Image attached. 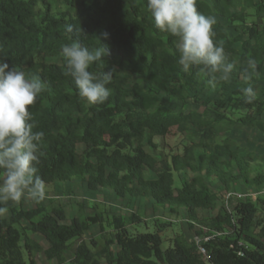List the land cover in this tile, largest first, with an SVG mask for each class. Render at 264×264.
<instances>
[{
  "label": "trees",
  "instance_id": "obj_1",
  "mask_svg": "<svg viewBox=\"0 0 264 264\" xmlns=\"http://www.w3.org/2000/svg\"><path fill=\"white\" fill-rule=\"evenodd\" d=\"M56 1L76 9L74 14L55 11ZM196 6L205 16L222 20L213 25L214 40L223 46L227 62L233 63L235 81L246 79L252 87L264 82V0H197ZM223 21L242 33L231 37ZM69 25L83 32L77 37L75 31H67ZM104 32L109 33L107 39ZM75 39L90 50L108 49L109 56L89 69L98 76L114 70L107 85L111 94L103 104L81 98L73 79L65 75L61 46ZM176 43V37L156 28L147 0H0V61L38 76L44 84L30 111L36 123L33 131L44 133L36 175L45 185L78 179L92 191L152 199L171 211L184 209L192 222L207 228L195 231L196 236H214L203 243L208 260L184 235L171 238L172 246L164 250L158 233L129 230L128 225L142 222L132 215L129 224L114 219L112 238L106 237L98 250L95 240L88 243L83 238L93 226L102 228L103 213L73 218L68 224L61 208L17 209L21 198L0 201L4 212L11 214L9 220L0 218V264H39L40 254L57 264H264V195L255 202L239 200L232 213L223 209L214 218L200 217L218 207V195L207 179L215 178L227 191L236 182L255 192L264 189V155L224 137L222 124L223 110L244 109L247 113L238 123L264 133V99L252 88L255 95L249 100L245 88H236L228 104L210 98L201 101L196 93L200 88L227 91L229 83L219 80L217 72L213 86V74L201 70L203 66L185 72L178 63ZM49 58L60 62L49 63ZM134 75L136 82L131 81ZM163 96L183 107L189 102L201 104L205 110L175 112L162 104ZM209 109L215 118L208 117ZM173 128L183 137L181 152L168 159L147 151H157L154 139ZM148 172L155 178H148ZM183 173L193 177L176 187L175 174ZM190 228L195 230L193 224ZM33 236L45 239L49 247L44 249ZM77 242L68 261L66 252Z\"/></svg>",
  "mask_w": 264,
  "mask_h": 264
},
{
  "label": "clouds",
  "instance_id": "obj_2",
  "mask_svg": "<svg viewBox=\"0 0 264 264\" xmlns=\"http://www.w3.org/2000/svg\"><path fill=\"white\" fill-rule=\"evenodd\" d=\"M196 4L197 0H147L156 28L177 38L178 63L183 70L203 66L201 70L213 74L210 83L214 86L217 80L214 74L221 73L218 79L227 81L234 65L227 62L223 46L214 40L215 17L198 12ZM67 31H75L79 37L82 29L69 25ZM102 36L107 39L109 33ZM61 49L66 60L65 75L73 79L79 96L90 104L105 103L111 94L107 85L114 70L98 76L89 69L109 54L108 49L101 46L90 50L79 39L63 44ZM249 67L254 69L255 63L250 61ZM43 87L38 76H29L0 61V169L4 170L0 201L19 202L26 195L38 200L45 198V182L36 175L44 133L33 131L36 123L30 111ZM243 91L249 100L254 98L251 86ZM4 211L0 207V213Z\"/></svg>",
  "mask_w": 264,
  "mask_h": 264
},
{
  "label": "rangeland",
  "instance_id": "obj_3",
  "mask_svg": "<svg viewBox=\"0 0 264 264\" xmlns=\"http://www.w3.org/2000/svg\"><path fill=\"white\" fill-rule=\"evenodd\" d=\"M66 9L67 11L69 10V8L66 7V4L61 1H56L55 11H65ZM75 10L70 9L69 11L74 14ZM215 19L216 22L222 21L219 17H215ZM223 23L228 28L231 37H235L239 33H242L241 29L235 30L229 23L225 21H223ZM257 23L260 24L261 20H258ZM107 56H109V54ZM47 62L59 63L60 58H49L47 59ZM219 74L221 75V73ZM137 80V76H132V82H136ZM227 81L229 83V89L227 91H223L221 89L204 90L200 88L199 91L196 92L198 98L201 101L210 98L215 101H222L228 104V98L236 88H247L249 86H253V84L246 79L236 82L235 78L231 74ZM252 88L257 93H260V95H262L261 98L264 99V82H259ZM193 94L194 93H191V95ZM162 104L175 112L180 109H184L186 112L198 111L202 113L205 110L201 104H192L190 102L183 107L165 96H163ZM208 112L209 118H215V111L213 109H209ZM222 113L225 114V120L222 121L224 126L223 136L231 138L239 147L248 152L257 156L264 155V133L256 128L243 127L238 123L240 116L247 113L246 110L243 109L234 113L229 112V110H223ZM229 119L237 122L236 125L230 124ZM262 119H264V115L262 116ZM154 143L157 145V151L152 152L149 148L147 151L152 153L154 156L170 159V154L173 152H181L183 148V137H181L177 130L173 128L167 136L156 137L154 139ZM249 162L253 163L251 160H249ZM147 176L148 178H155V175L152 172H148ZM192 177V174H175V186L180 188L182 186V180H187ZM2 179L3 177L0 178V182H2ZM206 181L208 182L210 188L218 195V207L215 211L201 212V218H214L218 212L223 209L228 213H232L234 206L239 203V200L232 198L229 200L227 206L226 201L229 193L249 194L255 192L254 188L246 186L243 182L234 183L231 190L227 191L215 178L207 179ZM45 193V198L43 200L33 199L27 195L22 197V204L20 205L19 203H16L17 209L32 210L36 209L40 205L50 210L53 207L61 208L67 216L65 223L68 224L73 218H84L95 213H103L104 223L102 224V228L99 225L93 226L83 238V240L88 243L95 240L98 250L105 246L106 237L112 238L114 219L118 218L126 224H129L128 219L132 215H136L142 220V222L139 224L128 225L129 230L133 234L147 232L158 233L163 239L164 250L172 246L170 239L174 238V236L184 235L186 238L195 241L198 237L195 235V231L197 232L199 230H203L204 232H207V228L203 225L192 222L184 209H174V211H171L170 208L158 206L152 199L132 198L129 196L119 198L114 192L105 189L92 191L88 188V185L84 180L74 179L66 183L45 185ZM10 217L11 214L9 212H3L0 214V218L9 220ZM22 223L23 225L28 224L27 221H23ZM190 224H193L195 230L190 228ZM200 238H202V236ZM33 239L38 241L44 249L49 247L48 243L42 237L33 236ZM78 243L79 242L75 243L72 248L66 252V259L68 261L73 258ZM38 261L39 264H57L56 261L49 263L44 254H40L38 256Z\"/></svg>",
  "mask_w": 264,
  "mask_h": 264
},
{
  "label": "built area",
  "instance_id": "obj_4",
  "mask_svg": "<svg viewBox=\"0 0 264 264\" xmlns=\"http://www.w3.org/2000/svg\"><path fill=\"white\" fill-rule=\"evenodd\" d=\"M264 195V189L261 192H254L249 194H240V193H229L227 195V201L226 204L228 206V202L232 198H236L238 200H244V199H252L253 201H256L259 196ZM217 236H220L221 234H216ZM214 236H206V237H197L195 239V243L199 249V252L205 257L206 260H208V254L206 249L203 246V243L209 242L211 239H213Z\"/></svg>",
  "mask_w": 264,
  "mask_h": 264
}]
</instances>
